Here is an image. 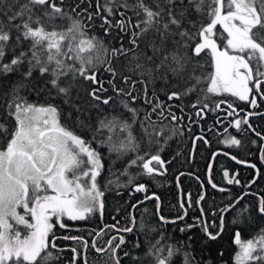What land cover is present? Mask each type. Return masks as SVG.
<instances>
[{
    "label": "snow or ice",
    "instance_id": "1",
    "mask_svg": "<svg viewBox=\"0 0 264 264\" xmlns=\"http://www.w3.org/2000/svg\"><path fill=\"white\" fill-rule=\"evenodd\" d=\"M153 2L155 7L146 4L145 0H135L131 4L128 0H105L101 11L97 0L95 13L83 10L87 13L89 22L94 16L100 17V28L105 36L117 29L125 35L130 33V46L127 48L122 36L119 47H114L106 45L101 37L89 35L88 25L84 23L81 13L77 12L80 4L69 10L66 7L67 0H26L23 4L15 0L9 8L11 10L18 6V10L11 15L4 14L10 25L7 30L4 22L0 20V73H13L26 65L27 70L21 76L27 81L38 70L41 78L48 77L45 83L50 87H36L37 95L44 91H54L61 98V104L70 109L64 114L66 118H71L72 112H76L75 123L81 129L92 132V139L87 140L65 127L61 123L62 112L53 103H32L19 95H14L13 100L8 103L5 116L0 118V134L7 138L6 145L0 148V264H59L58 253L63 249L57 248L56 240L60 237L56 236L54 229L57 226L66 227L63 218L82 221L96 213L102 216L104 192L97 183V177L101 175L104 165L100 152L92 147L94 142L106 144L109 152L119 155L130 151L136 153L135 158L128 161L127 167L121 173L129 176L130 184L133 177L128 169L133 166L140 169L139 175L153 177L164 174L165 161L159 154L163 151V146L155 154H152L151 148L153 144H159L158 137L164 134L165 127L157 129L156 121L151 120V116L158 113L161 120L168 117L165 116V103L159 100L154 90L151 98L149 97V83L167 81L169 76L186 79L191 81L188 87L183 91L168 92L166 95L168 101L189 95L205 81L194 73L188 74V64L193 57H199L207 50L215 67L214 75L207 78V93L230 92L241 101H249L253 108L258 106L254 96L249 99L253 90L264 98V91L261 90L264 87V36L260 35V30H264V0H187V5L185 0ZM121 7L126 11H133L137 17L134 24L132 16H126L125 11H118ZM191 11L200 15L206 14L208 18V23L201 25L195 34L188 31V27H196L195 22L189 19ZM102 12L106 15H102ZM117 14L119 19L113 23L111 18ZM18 19L20 23H15ZM58 21L67 22V27L61 28ZM218 25L222 31L217 32ZM13 30L18 35L15 36L14 43H10L13 41ZM197 39L199 42H195ZM218 40L224 41L222 48ZM188 41H193L194 46ZM25 42L29 43V48L20 50L17 54V49H22ZM141 43H145L152 51V56L141 50ZM189 48L192 56L188 55ZM9 54L11 59L4 62ZM117 58L127 60L132 65L130 71L139 72L142 77L140 83L143 85V101L152 109L151 112L145 111L143 119L140 120L143 132L141 140L147 138L145 143L148 148L143 155L140 154V140L133 134V125L139 118L140 110L131 107L129 103L135 102L138 97L132 91L125 92L124 88L117 86L116 78L120 74L113 67V60ZM154 58H159V62L156 63ZM101 68L111 75V79H98L97 73ZM121 78L124 83L131 79L127 75ZM79 81L90 84L87 90V111L99 112L101 106L111 108L113 95L108 94L111 89L116 95L126 97L120 100V105L131 114V123L122 118V113L104 115L98 118L97 126L92 128L90 123L81 119V106L74 102L73 90L78 88ZM132 83L135 85L136 81ZM23 86L25 85H16L15 92L18 93ZM199 103L197 100L192 107L195 108ZM219 106L217 104L216 108ZM171 107L170 104L167 105L171 120L182 119L171 112ZM207 107V104L203 105L196 115L200 116ZM258 114L247 113L242 120H235L234 127L240 129L242 123L248 124V116ZM91 119V116L87 117L88 121ZM8 121H13L15 125L11 132ZM229 123L232 126V122ZM248 127L251 128V125L248 124ZM105 130L106 138L97 141V136L102 135ZM252 131L255 132V129ZM255 134L261 136L259 132ZM224 143L239 145L240 141L231 137ZM232 159L235 160L236 157L233 156ZM260 159L264 160V150L261 151ZM250 167L256 169L255 164ZM256 173L257 176L260 175L259 169H256ZM224 175L227 177L228 173L225 172ZM118 179L117 177V180H110L108 183H118ZM209 183L212 188H217L211 182V177ZM228 183L240 184V180L233 177ZM255 183L256 179L253 178L248 186ZM135 191L146 192L147 188L144 184H137ZM219 191L224 192L226 189L219 188ZM246 195L248 193H244ZM244 196L238 197L234 203L230 202L223 209L211 212L213 219L209 220L204 207L200 206L205 197L200 195L195 202L199 206L200 215L195 218L194 223L186 224L179 230L185 232L199 227L208 240H217L225 230L224 214L235 209ZM153 198L157 201L159 210L158 196L153 194L145 197ZM192 206L191 194L188 193L180 200L182 215H177L172 220L159 216V220L164 224L182 222ZM248 211L247 206L240 209L237 219L232 223H242L240 217ZM256 211L264 216V197H259ZM130 223L131 227L120 228L118 232L132 233L136 228V218L131 214ZM20 226L25 229L23 236L18 230ZM107 227L116 228V225H105ZM145 229L146 225L141 220L139 230L145 232L147 244L143 257L132 255L130 250L124 251L126 240L123 235L110 237L105 246H98L96 239L89 244L82 236H64L63 239L77 241L80 245V251L76 247L71 248L72 264H77L79 259H83V264H89V248L97 255L105 257L104 264H121L125 257L131 264H144L145 261L149 264H173L180 248L163 243V234L154 242L147 239L148 232ZM151 231L156 229L152 228ZM103 234L104 228L95 233L96 237ZM234 243L239 249L234 257L235 264H264V229L260 230L257 237L245 242L241 241V234L237 230ZM140 247L141 241L137 238L131 248ZM183 264L197 262L191 253L185 251Z\"/></svg>",
    "mask_w": 264,
    "mask_h": 264
},
{
    "label": "trees",
    "instance_id": "2",
    "mask_svg": "<svg viewBox=\"0 0 264 264\" xmlns=\"http://www.w3.org/2000/svg\"><path fill=\"white\" fill-rule=\"evenodd\" d=\"M15 0H0V20H2L7 27L8 21L6 16L7 13L11 15L13 11L18 10L17 7L9 8V5L14 4ZM26 0H19L20 4L25 3ZM97 0H67L66 7L70 10L77 4L80 7L77 8V12L81 13V17L84 23L88 25V34L96 35L101 37L106 45L119 47L120 38L122 36L124 41V46L129 47V36L130 33L125 35L119 32V30H113L108 36L104 35L103 29L100 28L102 20L99 16H94L93 20L89 22L87 20V13L83 10L87 9L88 12L95 13L97 11L95 5ZM105 0H99L101 5V11L103 8ZM128 2L134 3L135 0H128ZM145 3L155 7L153 0H145ZM185 5H187V0H185ZM118 11H125L126 16H132L133 24L136 22L137 17L134 15L132 10H125L123 7L119 8ZM102 15L106 13L102 12ZM113 23L119 19L118 14L111 18ZM142 19V17H141ZM189 19L193 20L196 27H188V31L195 34L201 25H206L208 23L207 15H200L194 11L190 12ZM15 23H20L18 19ZM61 28L67 27V22H57ZM187 27V25H186ZM222 31L220 26H217V32ZM18 33L13 30L12 36L14 43L15 36ZM149 35H152L151 33ZM226 35V34H225ZM260 35L264 36V30H260ZM179 39V37H176ZM195 42H199L197 39ZM221 48L223 47L224 41L218 40ZM190 45L194 46L193 41H188ZM29 43L25 42L22 49H17V54L20 50H27L29 48ZM141 50L146 52L148 56H152V51L147 48L145 43H141ZM183 51V50H182ZM188 55L192 56L191 48L187 49ZM11 59V55H6L5 61ZM155 62H159V58H154ZM113 67L120 74L116 78L117 86L125 89V92L132 91L133 95L137 96L138 99L135 102H131L130 106L138 108L140 110L139 118L137 122L133 125V134L140 140V154L143 155L144 151L148 150L145 143L146 137H143V132L140 128V120L143 119L145 111L151 112V106L146 105L143 101V85L140 83L142 77L139 72L130 71L132 67L124 58H117L113 60ZM27 70L26 65H22L18 71L9 74L0 73V118H3L6 114V108L9 102L14 98V95H19L21 97L27 98L29 102L32 103H53L57 105L61 112V123L74 131L77 135L83 136L87 140L92 139V132L81 129L78 124L75 123L77 113L72 112L71 118H66L64 114L68 113L70 109L66 105L61 104V98L57 97L55 92L44 91L37 95L35 90L36 87L40 89H46L50 87L46 85L45 81L48 79L47 76L44 78L40 77L39 71L33 72V77L30 80H23L21 73ZM195 74L200 76L205 82L201 83L198 88L187 96H182L180 99H173L172 101L167 100V93L171 91H183L189 86L191 81L186 79H175L171 76L168 77L167 81L158 80L155 84L149 83V97L153 90L156 92L159 100L164 102L165 116L167 119L161 120L158 118V113H153L151 120L156 121L157 129L164 126V134L159 139V144H153L151 148L152 154H155L160 146H163V151H160L161 158L165 161L163 166L164 174L155 175L153 177L139 175L140 169L136 166L128 169L129 174L133 177V182L128 183L129 176L122 175L124 169L127 167L128 161L135 158V152H127L124 155H119L116 152H109L108 146L101 145L98 142H94L92 147L96 148L101 154V159L103 162V170L101 175L97 177V183L104 192V210L102 216L99 213L93 214L89 219L86 220H70L68 217L63 218V222L66 227L60 228L57 226L54 231L57 237L60 239L56 240L57 248L63 249L59 252L60 260L59 264H72L73 253L71 248L76 247L78 251L81 250L80 245L77 241L65 240L64 236H82L89 241L93 239L97 240L98 246H105L106 241L112 236L123 235L126 240V246H124V251H131L132 255H138L143 257L146 251L147 244L145 232L139 230V225L141 220H143L146 225L145 231L148 232L147 239L153 242L160 238L163 234L165 244H172L180 248V253H178L173 260V264H183V252L187 251L191 253L197 264H235V255L239 251L237 245L234 243V236L237 230L241 234V241L245 242L248 239H254L258 236L261 229H264V216H260L256 207L258 205L259 197H264V169H260V175L255 178L256 183L248 186L249 181H251L255 175L256 171L248 166H244L233 160L232 157L235 156L239 160H255L258 157L259 150L261 148L260 137L256 136L257 142L253 139V136H238L237 140L240 141L239 145H230L224 143L229 137H222L219 142V136L216 138H209V144H206L203 140L198 139L195 145L193 154L192 142L194 136H181L183 131L182 125H185L187 117L191 114L195 115V110L206 104L207 101L219 100L220 93H207L205 90L209 86L207 83V78L214 75L215 68L213 59L206 50L201 53L199 57H193L188 64V74ZM130 76L131 79L128 83H124L123 76ZM98 79L108 81L111 79V75L103 70L97 73ZM132 81H136L133 85ZM78 88L73 90L74 102L80 104L81 106V119H85L86 122L90 123L92 128L97 126L98 118H102L104 115H115L123 114L122 118L129 120L131 123V114L127 112L126 109L120 105V100L122 96H118L109 89V95H113L112 107L101 106V111L97 112L95 110L89 112L87 111L89 98L87 96V90L90 86L87 81H79ZM23 84L25 86L21 87L19 92H15V86ZM107 87V84L105 85ZM53 97H55L53 99ZM197 100L200 103L194 108L193 104H196ZM171 105V112L177 117H182L178 121H172L171 117L168 115L167 105ZM91 116L90 121L87 117ZM14 122L8 121L9 132L14 128ZM175 129V131H173ZM107 131L105 130L102 135L97 136V141L106 138ZM170 137V138H169ZM218 137V138H217ZM166 141V142H165ZM7 143V138L0 134V148H3ZM260 145V146H259ZM222 150L223 152H219ZM216 155L213 157L214 152ZM213 158V163L211 166L210 174L208 173L210 162ZM261 168V167H260ZM227 172L226 177L224 173ZM183 173V175H181ZM118 183L109 184L110 180H117ZM179 177V180H177ZM209 177H211V182L217 185V188H212L209 183ZM233 177L240 180V184L228 183ZM198 178V179H197ZM137 184H144L147 188L146 192L135 191V186ZM219 188H224L226 191L221 192ZM190 193L191 199L193 201V206L189 208L188 216L185 217L184 221H177L175 224L168 223L164 224L159 220V216H164L168 220L175 219L177 215H182V211L179 207L180 200L182 197ZM244 193L248 195L244 196ZM158 196L159 199V210H157V201L153 199H145L146 196ZM200 195H204V201L200 202V206L205 209V214L208 219L211 220V212H216L218 209L225 208L230 202H235V200L244 196V199L236 205V208L224 214L225 220V230L223 234L215 241L208 240L203 234L199 227L192 228L188 231L181 232L179 229L184 228L186 224L194 223L196 217L200 215L196 201ZM135 205V207H133ZM247 206L249 211L240 217L242 223L233 224L232 221L237 219V213L243 207ZM187 207V204L185 205ZM130 214L134 215L136 218V228H134L132 233L118 232V229L124 227H131ZM55 223V218H53ZM105 225L111 226L116 225V228L107 227ZM101 228H104V234L101 237H96L95 233ZM155 228L156 231H151ZM21 231L22 236L25 234V229L20 226L18 229ZM212 230V229H210ZM92 235H89V233ZM139 238L141 241V247L139 249H132L131 245ZM52 237L49 236L51 241ZM222 253V255H221ZM122 255V253H120ZM88 261L89 264H104L105 257L97 255L91 248L88 250ZM77 264H83V259L77 260ZM121 264H131V261L125 257L122 259ZM144 264H149L145 261Z\"/></svg>",
    "mask_w": 264,
    "mask_h": 264
},
{
    "label": "flooded vegetation",
    "instance_id": "3",
    "mask_svg": "<svg viewBox=\"0 0 264 264\" xmlns=\"http://www.w3.org/2000/svg\"><path fill=\"white\" fill-rule=\"evenodd\" d=\"M251 87V85H250ZM264 91V87L261 89ZM220 99L219 100H209L206 102L208 105L207 108L204 109V112L197 116L196 113L200 110L202 106L195 110V115L192 116L191 114L187 117V121L185 125H182V133L181 136H194L192 145H196L198 139L197 137H202L201 140L206 144H209V138L213 139L216 136H219V142L222 137H235L237 139L238 136H253V139L257 142L255 132L261 133L260 137L261 148L258 153V157L255 160H242L245 163H240L241 160L236 158V162L241 165L248 166L255 164L256 169H264V160L260 159L261 151L264 150V98H261L255 90L250 94L249 99L253 96L257 100V107L253 108L249 101H241L237 97H235L230 92H219ZM219 104V108H216V105ZM231 105V108L229 107ZM233 113L229 115V113ZM254 112L259 113L258 115L248 116V124L251 125V128L248 127V124H241L240 129H236L234 127V122L237 119H243L247 113ZM232 122V126H230L229 122ZM225 129H227V133H225ZM255 129V132L252 131ZM209 136V138H208ZM218 138V137H217ZM259 145V146H260ZM219 152H223L222 150H218ZM218 151L214 152L217 153ZM214 155V154H213ZM213 159V158H212ZM261 167V168H260ZM252 168V167H251ZM256 169H254L256 171ZM257 173L254 178H257Z\"/></svg>",
    "mask_w": 264,
    "mask_h": 264
},
{
    "label": "water",
    "instance_id": "4",
    "mask_svg": "<svg viewBox=\"0 0 264 264\" xmlns=\"http://www.w3.org/2000/svg\"><path fill=\"white\" fill-rule=\"evenodd\" d=\"M215 155H216V153H214L213 157H214ZM212 163H213V160L211 161V163H210V165H209L210 170H211ZM208 172H210V171L208 170Z\"/></svg>",
    "mask_w": 264,
    "mask_h": 264
},
{
    "label": "bare ground",
    "instance_id": "5",
    "mask_svg": "<svg viewBox=\"0 0 264 264\" xmlns=\"http://www.w3.org/2000/svg\"><path fill=\"white\" fill-rule=\"evenodd\" d=\"M194 149H195V143H194V145H192V150H191V153L193 154V152H194ZM256 177H258V176H256Z\"/></svg>",
    "mask_w": 264,
    "mask_h": 264
}]
</instances>
